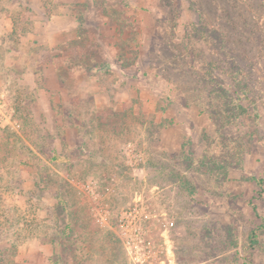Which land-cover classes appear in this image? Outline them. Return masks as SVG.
Here are the masks:
<instances>
[{
	"label": "rangeland",
	"instance_id": "1",
	"mask_svg": "<svg viewBox=\"0 0 264 264\" xmlns=\"http://www.w3.org/2000/svg\"><path fill=\"white\" fill-rule=\"evenodd\" d=\"M0 144V264H264V0H0Z\"/></svg>",
	"mask_w": 264,
	"mask_h": 264
},
{
	"label": "trees",
	"instance_id": "2",
	"mask_svg": "<svg viewBox=\"0 0 264 264\" xmlns=\"http://www.w3.org/2000/svg\"><path fill=\"white\" fill-rule=\"evenodd\" d=\"M52 11V12H51ZM48 12V11H47ZM56 13V11L50 9L49 14H53ZM23 15L24 13L22 11H19L18 13L14 14L13 17H11V21H12V32H16L18 34H22L23 33ZM21 19H20V17ZM79 26V31L80 28H82V22L79 20L78 23ZM26 28V27H25ZM24 28V29H25ZM11 32V33H12ZM25 119V124L26 127L22 129V132L24 133V135L27 137V139H29L31 142L35 139H32L31 135V126H30V118L27 117L26 115L24 116ZM16 136V139H18V136ZM34 142V141H33ZM5 144L9 145V143L7 141H5ZM11 146V145H9ZM33 146H35V148L41 153V154H45V151L43 148H38L36 146V143H33ZM0 150H6V148L4 147V145L0 144ZM8 156V155H7ZM55 160V159H61V156L57 153H53L52 156L48 157V160ZM178 177H176V180L179 181V179H183V177H181L180 175H177ZM56 199L58 204L61 206L62 210L67 214L70 215V213L68 212V208L66 206V199L63 196L62 193H60V190L57 192L56 194ZM260 228L262 227H253L250 229V232L248 234L247 237V241L246 243L243 245V250H244V254H245V260L248 259V257L251 255V249L255 248L257 245H259V234H260ZM69 229H70V225H65L63 226L62 229H60L59 231H57L56 235L57 237L54 236V241L53 244L56 246H59V248L61 249V251H58V253H62V251H69V252H78V249L73 247L71 244H69V242L72 240L70 239V235H69ZM68 239V242L66 241ZM67 242V243H66ZM59 250V249H58ZM76 257V255H75ZM75 260L78 261V258H76ZM49 264H61V260L59 259V257L52 259L49 258Z\"/></svg>",
	"mask_w": 264,
	"mask_h": 264
},
{
	"label": "built area",
	"instance_id": "3",
	"mask_svg": "<svg viewBox=\"0 0 264 264\" xmlns=\"http://www.w3.org/2000/svg\"><path fill=\"white\" fill-rule=\"evenodd\" d=\"M96 220H97V221H100V219H99V218H97ZM170 224H171L170 226H172V224H173V223H172V222H170ZM123 242H124V245H125V246H127V245H128V241H127V240H126V241H124V240H123Z\"/></svg>",
	"mask_w": 264,
	"mask_h": 264
}]
</instances>
